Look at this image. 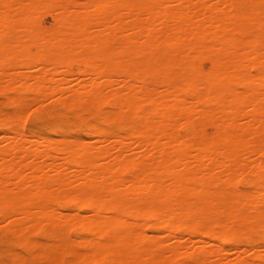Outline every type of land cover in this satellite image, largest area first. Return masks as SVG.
Masks as SVG:
<instances>
[{
    "label": "bare ground",
    "instance_id": "6f19581e",
    "mask_svg": "<svg viewBox=\"0 0 264 264\" xmlns=\"http://www.w3.org/2000/svg\"><path fill=\"white\" fill-rule=\"evenodd\" d=\"M0 91L16 264H230L239 230L264 245V0H0ZM31 108L94 117L91 140L26 134Z\"/></svg>",
    "mask_w": 264,
    "mask_h": 264
},
{
    "label": "rangeland",
    "instance_id": "374dc122",
    "mask_svg": "<svg viewBox=\"0 0 264 264\" xmlns=\"http://www.w3.org/2000/svg\"><path fill=\"white\" fill-rule=\"evenodd\" d=\"M7 94L0 91V110L3 111H11L13 109L11 103H9V101L7 100ZM6 98V99H5ZM32 109V108H31ZM28 110L29 112L26 113V115H24L25 117H23V124H24V131L26 134H38V135H43V136H48V137H52V138H57L59 139V137H64L61 136L58 133V128L59 127H65L67 133L65 134V136L69 137V138H83L86 140H91V137L88 135V131L86 129L87 127V123L92 124L95 122V118L91 117L89 115H85L83 116V120H80L77 118L76 114L77 113L75 110H71L68 111L70 112L69 115L67 114L66 111H60V113H53L52 115H45L42 117H38V116H34V112L33 109L32 111ZM74 113V114H73ZM67 114V115H64ZM83 124V125H82ZM27 126V127H26ZM122 133H124L126 131V128H121L120 129ZM83 132V134H82ZM56 133V134H54ZM261 157L264 159V153L261 155ZM246 177L248 178L249 175L247 173L244 174L243 178ZM239 189L244 190V189H248L250 188V186H248L247 184H239L238 185ZM61 211H68L72 212L73 206L72 205H68V204H64L62 206H60ZM88 210L84 209L82 212H84V214H86ZM88 214V212H87ZM147 233L150 235V233H154L158 234L159 232L154 229V228H150L148 229ZM187 232H185L184 230H182V234L184 236ZM251 233V234H250ZM7 234L0 232V254L4 251V254L2 255V257H0V261H3L2 264H16L13 259H10V257H7L8 251L6 250V248H8L7 246H9L12 250H14L15 252H22L21 247L14 245V244H5L3 245L1 241H3L4 239H6ZM72 236L75 238L78 235L75 232H72ZM200 234L197 232L196 234H194V237H196L197 239L199 238ZM32 237L36 240H41V241H46V239L44 238V236H42L40 233H36L33 234ZM195 239V238H194ZM195 239V240H197ZM262 239V233L260 231H246V230H239L237 232H235V234L233 235L230 244L228 245V247L230 248L229 252V262H231L232 264H238L239 260L243 257L248 259L249 261H254V262H258L256 259H252V257L250 256L251 253H249L247 250L248 249H256V250H261L264 248V245L261 241ZM248 240V241H247ZM241 246V247H240ZM245 246V247H244ZM233 247V248H232ZM246 247L248 249H246ZM263 247V248H262ZM245 249L246 251H240L242 249ZM258 248V249H257ZM235 249V250H234ZM234 250V251H233ZM238 252V253H237ZM245 252H248L247 254ZM247 255V257L245 256ZM249 255V256H248ZM233 258V257H236ZM238 256H241L238 257ZM232 259H236V261L232 262ZM185 260V258L180 257L177 260V264L182 263ZM231 260V261H230ZM230 263V264H231ZM24 264H44L41 262H34V261H30V262H26ZM73 264H86V263H82V262H74ZM89 264H97V263H89Z\"/></svg>",
    "mask_w": 264,
    "mask_h": 264
}]
</instances>
